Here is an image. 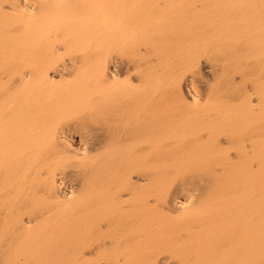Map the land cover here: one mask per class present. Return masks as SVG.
<instances>
[{
    "label": "bare ground",
    "instance_id": "6f19581e",
    "mask_svg": "<svg viewBox=\"0 0 264 264\" xmlns=\"http://www.w3.org/2000/svg\"><path fill=\"white\" fill-rule=\"evenodd\" d=\"M0 264H264V0H0Z\"/></svg>",
    "mask_w": 264,
    "mask_h": 264
}]
</instances>
